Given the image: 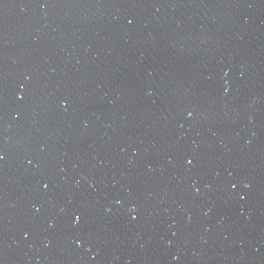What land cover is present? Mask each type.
Instances as JSON below:
<instances>
[{
	"label": "water",
	"instance_id": "obj_1",
	"mask_svg": "<svg viewBox=\"0 0 264 264\" xmlns=\"http://www.w3.org/2000/svg\"><path fill=\"white\" fill-rule=\"evenodd\" d=\"M0 264H264V0H0Z\"/></svg>",
	"mask_w": 264,
	"mask_h": 264
}]
</instances>
